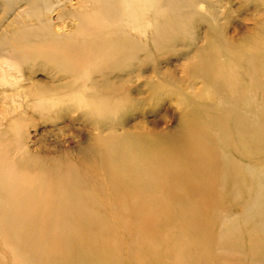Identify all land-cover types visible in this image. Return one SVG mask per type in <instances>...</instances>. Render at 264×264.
<instances>
[{"label":"rangeland","instance_id":"rangeland-1","mask_svg":"<svg viewBox=\"0 0 264 264\" xmlns=\"http://www.w3.org/2000/svg\"><path fill=\"white\" fill-rule=\"evenodd\" d=\"M100 5L0 0V171L25 181L0 188V204L15 202L0 208V264H264V59L251 76L238 59L264 45V0H160L141 27L121 24L123 47L77 60V81L76 64H55L54 50L85 46L61 34L73 13ZM161 13L170 28L154 44ZM239 83L252 97L238 100L248 120L232 110ZM185 128L188 146L213 155L211 198L181 175L180 156L148 162L150 141L181 144ZM34 198L36 212L21 216ZM71 203L94 213H60Z\"/></svg>","mask_w":264,"mask_h":264},{"label":"bare ground","instance_id":"bare-ground-1","mask_svg":"<svg viewBox=\"0 0 264 264\" xmlns=\"http://www.w3.org/2000/svg\"><path fill=\"white\" fill-rule=\"evenodd\" d=\"M97 2H101V5L98 10L88 12V13H73L71 16V21L73 22V30L68 31L65 33H62L64 37H71L73 35L77 36H83L85 37L86 45L83 47H71L70 48H63L61 47L58 50H54V52H60V58H57V60L53 61L57 65H63L66 62H72L76 64V67H74V72H76V75L74 76L75 80L79 81L82 76V69H77L79 67L77 65V60L82 62V66L85 67V64L89 63L94 59V57L97 55V53L100 51L101 45H105L108 43H114L118 46H121V38H126L125 34H122V30L120 29L121 24L126 25L128 22L129 24L133 25L132 27H141L145 23L146 19V9H149L150 7H153L156 5L157 9L159 7L160 0H96ZM89 1H86L83 4V7L81 8L82 11H86V3ZM93 6H90V9ZM125 12V13H124ZM153 12V11H152ZM158 13V12H157ZM156 13V14H157ZM162 13L160 15H157L155 21H154V31L151 33V38L154 42V44H158L159 40H156V37L158 38L164 37L170 28L169 25H165L163 20H160L162 18ZM181 17V16H179ZM182 19V18H180ZM264 44V42H263ZM256 46V47H255ZM123 47V46H121ZM86 50V51H84ZM122 48L116 49L114 52H110L113 54V56H117L120 54ZM129 50V49H128ZM259 55L262 59H264V45H254V47L246 46L240 50L239 53V60H242L243 62H247V65H249L247 75L251 76L254 75V71L257 69V65L254 63V58ZM117 58V57H116ZM243 84L245 83H239L237 86L238 91V97L235 99L236 101L233 103L232 110L237 111V113L240 115V121L242 120V117L246 119L248 115H250L249 112L252 113V111H239L238 107V100L245 98L247 103L252 100V97L249 95V90H247V85L250 84L252 87L250 89H253V81H250L245 87H243ZM245 90V91H244ZM73 95H81L79 91L72 92ZM59 103V100L52 99L47 102L48 105H55ZM218 105H222V102H218ZM256 109V108H255ZM239 111V112H238ZM255 111V110H253ZM255 118V115H254ZM248 120V119H246ZM254 129L253 131L247 132L246 134L254 139L257 137V129L252 123L250 122ZM256 124V123H255ZM244 128V127H243ZM244 131L246 132V129L244 128ZM181 144L178 143H169L164 145H157L158 148L155 147V142L150 141L151 143H154L151 147V150H148V158L150 155V161L154 166L156 165V168H160L161 165H167L168 163L174 161L177 159V156H180V158L177 159L178 162H182L185 166L181 169V175L184 177L186 181H193L195 186L204 188L207 181L211 179V176L215 175L216 172L212 171L214 170L213 167V155L210 153V151L207 149V146H203L201 144H196L191 142L190 146H188L189 141L191 139L190 132L187 128L183 131L182 135L180 136ZM188 140L186 145L184 143ZM141 149H138L134 151L136 154L141 153ZM129 153V152H128ZM127 153V154H128ZM189 158V160H185L186 158ZM6 169H2L0 171V188L7 189L8 191H15V188H21L24 186L25 181L23 178H21V172L18 171V173H15L14 175H10L5 171ZM207 173L208 175H206ZM32 179V178H30ZM207 186V185H206ZM185 187V186H184ZM202 195L208 196V191L205 187L203 191H201ZM134 196H139L140 194H136L133 192ZM212 195L208 196L207 198H211ZM214 196V195H213ZM15 202L13 201H5L2 204L4 205L2 210H9L13 207ZM38 203V200L36 198L32 199L25 209H18V212L21 216H31L32 213H35L34 206ZM2 204H0V208L2 207ZM69 206V205H68ZM60 213L63 214H70L74 216V212H77V216L80 218L86 220L89 219L94 213V211L89 210L88 215L86 212L77 207L74 208L73 203H71L69 208H61L58 209ZM55 210L50 211L48 214L53 215ZM96 216V214H94ZM39 231L41 228L39 227ZM46 246L51 250L56 251V249L50 244L49 240L46 242ZM58 255V254H57Z\"/></svg>","mask_w":264,"mask_h":264}]
</instances>
